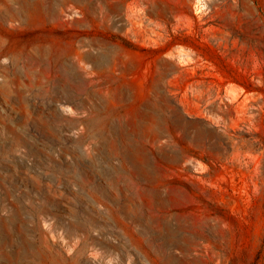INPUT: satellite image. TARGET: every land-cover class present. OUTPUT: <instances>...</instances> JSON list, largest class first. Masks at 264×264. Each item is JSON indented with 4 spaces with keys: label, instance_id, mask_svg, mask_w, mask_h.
Instances as JSON below:
<instances>
[{
    "label": "rangeland",
    "instance_id": "obj_1",
    "mask_svg": "<svg viewBox=\"0 0 264 264\" xmlns=\"http://www.w3.org/2000/svg\"><path fill=\"white\" fill-rule=\"evenodd\" d=\"M48 4L0 0L12 251L27 230L31 264H264V0ZM37 35L72 42L62 65L28 64Z\"/></svg>",
    "mask_w": 264,
    "mask_h": 264
},
{
    "label": "bare ground",
    "instance_id": "obj_2",
    "mask_svg": "<svg viewBox=\"0 0 264 264\" xmlns=\"http://www.w3.org/2000/svg\"><path fill=\"white\" fill-rule=\"evenodd\" d=\"M49 1V0H48ZM48 1L47 0H37V9H38V11H39V14H41V17H42V22H46L47 21V19L49 18V16H50V12H51V10H50V8H53V6H52V4L51 5H49L48 4ZM54 1V0H53ZM31 2V1H30ZM34 2V1H33ZM28 3H29V1H28ZM30 4V3H29ZM29 4H28V6H29ZM26 5V4H25ZM52 6V7H51ZM26 7V6H25ZM55 7V6H54ZM30 9V8H29ZM34 9V8H33ZM54 10H55V8H53ZM24 10V9H23ZM1 12V11H0ZM4 12V11H3ZM6 12V11H5ZM9 12H10V15L12 16V17H17L18 19H19V22H20V24H26V25H28L29 23L23 18V16H22V8L20 7V9H11V10H9ZM2 14V13H1ZM36 14V13H35ZM38 14V15H39ZM3 15H5V13H3ZM29 18V17H28ZM30 19V18H29ZM28 21H30V20H28ZM40 23V22H39ZM31 39V38H30ZM46 40H47V37H40L39 35H37V36H35L34 38H32V40H26V42H24V44H31L32 45V47H33V49H34V51H35V58L32 60V61H30V59H29V65L30 66H32L33 64H43V62L44 61H46L45 59H43L44 57V55L48 52L49 53V56H50V60L51 59H54L55 60V62L56 63H62L61 61H62V58L64 57V56H67L68 55V52H70L71 50H72V42L70 41L69 43H68V45H65L64 43H59V42H62V37H57V39H56V42H58V44L56 43L55 45L53 44V42L52 43H50V44H47L46 43ZM106 53V52H105ZM27 55H29V56H32L33 54H31L30 55V52L29 53H27ZM101 56V55H100ZM102 56H103V54H102ZM101 56V57H102ZM104 56H105V54H104ZM107 57V56H106ZM28 58H31V57H28ZM33 58V57H32ZM105 58V57H104ZM67 59V58H66ZM53 61V60H52ZM65 61V60H64ZM68 61V60H67ZM99 61V60H98ZM103 61V60H102ZM47 62V61H46ZM65 63V62H64ZM53 64V63H52ZM67 64V63H66ZM62 65V64H61ZM60 66V65H59ZM67 66V65H66ZM69 66V65H68ZM63 68V67H62ZM65 69H67V68H65ZM74 69V68H73ZM71 70H72V68H71ZM57 71V70H56ZM65 71V70H64ZM67 72H69V70L67 71ZM61 74H62V72H61ZM66 74V73H65ZM68 74V73H67ZM74 74H75V72H74ZM60 75V74H59ZM63 75V74H62ZM69 75V74H68ZM73 76V75H72ZM66 77H68V76H66ZM70 77V76H69ZM75 77H77V76H75ZM59 79H60V77H58ZM63 78V77H62ZM71 78H73V77H71ZM68 79V78H67ZM78 79V78H77ZM66 80V79H65ZM73 80H74V78H73ZM73 80H71L72 82H73ZM75 80H76V78H75ZM64 81V80H63ZM68 82V81H67ZM77 82V81H76ZM55 84V83H54ZM65 84H67V83H65ZM71 84H73V83H71ZM66 86V85H65ZM70 86V85H69ZM68 86V87H69ZM77 86V85H76ZM79 86V85H78ZM84 87V86H83ZM71 88V87H70ZM77 88V87H76ZM66 89H67V87H66ZM83 89H85V88H83ZM67 90H69V89H67ZM81 90V89H80ZM65 91V90H64ZM70 91H72V90H70ZM75 91V90H74ZM84 91V90H83ZM88 91V90H87ZM93 91V90H92ZM73 92V91H72ZM93 92H96V91H93ZM99 92V91H98ZM78 93V92H77ZM88 93V92H87ZM74 94V93H73ZM90 95H91V92H90ZM95 95V94H94ZM99 95V94H98ZM101 95V94H100ZM103 95V94H102ZM65 96V95H64ZM78 96H79V94H78ZM73 97H74V95H73ZM80 97H81V95H80ZM77 98V97H76ZM99 98V97H98ZM101 99V98H100ZM103 99H104V96H103ZM101 106H102V104H101ZM97 107V106H96ZM113 111V110H112ZM111 111V112H112ZM106 112V111H105ZM108 112V111H107ZM103 113V112H102ZM100 114V113H99ZM106 115V114H105ZM103 116H104V114H103ZM102 118V117H101ZM97 121H99V120H97ZM96 121V122H97ZM100 124H102V123H100ZM98 129V128H97ZM100 133V132H99ZM61 169V168H60ZM63 169V168H62ZM149 169V168H148ZM65 170V169H64ZM97 185V184H96ZM95 186V185H94ZM95 188L96 187H94V188H92V189H94L95 190ZM98 188V187H97ZM100 190H101V188H100ZM99 190V191H100ZM95 192V191H94ZM98 193H101V191L100 192H98ZM102 193H103V189H102ZM105 193V192H104ZM108 194V193H107ZM106 195V194H105ZM101 196H102V194H101ZM108 196V195H107ZM111 197V196H110ZM115 198V197H114ZM103 200V199H102ZM104 200H105V198H104ZM114 201V200H113ZM116 201H118L117 200V198H116ZM167 201V200H166ZM184 202V201H183ZM107 203H109V202H107ZM110 204V203H109ZM120 207H122V206H120ZM119 207V208H120ZM106 208V207H105ZM120 210V209H119ZM120 212H122V211H120ZM119 212V213H120ZM123 213V212H122ZM100 214V213H99ZM121 214V213H120ZM80 215V214H79ZM98 215V214H97ZM121 215H123V214H121ZM120 215V216H121ZM15 216H17V215H15ZM108 216H109V214H108ZM133 216V215H132ZM81 217V216H80ZM90 217V216H89ZM104 217V216H103ZM106 217V216H105ZM123 217H126V214L125 215H123ZM17 218V217H16ZM79 218V217H78ZM95 218V217H94ZM100 218V217H99ZM119 218V217H118ZM20 219V218H19ZM96 219V218H95ZM106 219V218H105ZM109 219V218H108ZM16 220V219H15ZM78 220V219H77ZM86 220H88V219H86ZM103 220V219H102ZM125 220V219H124ZM135 220V219H134ZM24 221V220H23ZM89 221V220H88ZM165 221V220H164ZM167 221H169V220H167ZM19 222V221H18ZM80 222V221H79ZM117 222V221H116ZM122 222V221H121ZM166 222V221H165ZM20 223H23V222H19V224ZM81 223H82V221H81ZM84 223V222H83ZM104 223V222H103ZM18 224V223H17ZM18 224V225H19ZM76 224V223H75ZM87 224H88V222H87ZM77 225H78V223H77ZM79 225H81V224H79ZM83 225V224H82ZM81 225V226H82ZM90 225V224H89ZM91 225H93V224H91ZM145 225H146V223H145ZM168 225V224H167ZM20 227H21V225H19ZM25 226V225H24ZM173 226V225H172ZM85 227V226H84ZM164 227V226H163ZM168 227V226H167ZM167 227H164V228H167ZM15 228V226L13 225V219L12 218H4V217H2V218H0V249H2V250H0V260L1 259H6V258H12V262L10 263V264H28V262L30 263V261H32L31 259V250H30V248L31 247H33V238L32 237H30L29 238V236H27L26 234H28L29 235V233L27 232V230L25 231L26 232V234L25 235H22V239H21V241H19V243L16 245V247H15V251H12V249L10 248V246H9V240L7 241L6 240V238H8V239H13V229ZM23 228V227H22ZM25 228V227H24ZM82 228V227H81ZM137 228V227H136ZM163 228V232L162 233H164V229ZM181 228V227H180ZM7 229H9V231L7 232ZM28 229V228H27ZM31 229V228H30ZM37 229V228H36ZM131 229V228H130ZM132 229H133V226H132ZM38 230V229H37ZM152 230V229H151ZM176 230V229H175ZM30 231V230H29ZM170 231V230H169ZM172 231V230H171ZM141 232V231H140ZM177 232V231H176ZM137 233V232H136ZM151 233V232H150ZM156 233V232H155ZM159 233V232H158ZM158 233H156V234H158ZM173 232H171L169 235H171ZM179 233V232H178ZM142 234V233H141ZM144 234V233H143ZM152 234V237H153V232L151 233ZM150 234V235H151ZM160 234V233H159ZM166 234V233H165ZM144 235H146V234H144ZM167 235V234H166ZM174 235V234H173ZM176 235V234H175ZM33 236V235H32ZM87 236V235H86ZM159 236V235H158ZM161 236V235H160ZM162 236H163V234H162ZM165 236V235H164ZM172 236V235H171ZM142 237V236H141ZM148 237V236H147ZM32 238V239H31ZM37 238V237H36ZM169 238V237H168ZM175 238V237H174ZM180 238V237H179ZM38 240H39V238H38ZM147 240V239H146ZM164 240V239H163ZM174 240V239H173ZM44 241V240H43ZM160 241V240H159ZM175 241V240H174ZM42 242V241H41ZM143 242V241H142ZM152 242V241H151ZM156 242V241H155ZM171 242V241H170ZM178 242V241H177ZM174 243H176V242H174ZM180 244V243H179ZM39 245H40V243H39ZM166 245V244H165ZM172 245V244H171ZM38 246V245H37ZM156 246H158V245H156ZM167 246H168V244H167ZM50 247V246H49ZM160 247V246H159ZM158 247V248H159ZM41 248V247H40ZM163 248V247H162ZM41 251V250H40ZM163 251V250H162ZM47 252H48V250H47ZM52 252H53V250H52ZM54 252H58V251H54ZM62 252V251H61ZM49 253H51V252H49ZM164 253V252H163ZM33 254V253H32ZM46 254V253H45ZM57 254V253H56ZM165 254H167L166 252H165ZM169 254V253H168ZM49 255V254H48ZM60 255L62 256V254L60 253ZM38 256V255H37ZM44 256V255H43ZM46 257V256H45ZM59 257V256H58ZM70 257H71V255H70ZM31 258V259H30ZM48 258H49V256H48ZM60 258V257H59ZM64 258V257H63ZM34 259H36V257L34 258ZM61 259V258H60ZM68 259V258H67ZM39 260V259H38ZM62 260V259H61ZM73 260V259H72ZM50 261V260H49ZM32 263V262H31ZM30 263V264H31ZM37 264H38V262H37ZM44 264V263H43ZM71 264V263H70Z\"/></svg>",
    "mask_w": 264,
    "mask_h": 264
}]
</instances>
